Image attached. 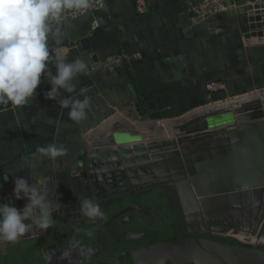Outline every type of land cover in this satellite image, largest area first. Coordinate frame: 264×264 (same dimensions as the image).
<instances>
[{
  "label": "crops",
  "instance_id": "1",
  "mask_svg": "<svg viewBox=\"0 0 264 264\" xmlns=\"http://www.w3.org/2000/svg\"><path fill=\"white\" fill-rule=\"evenodd\" d=\"M199 1L105 0V6L94 13L90 31L73 40L68 38L65 24L60 25L63 38L59 45L52 43L53 49L66 51L70 61L82 58L89 66L87 74H79L73 81L76 91L62 92V96H87L89 109L85 119L72 121L69 109L60 107L58 99L45 98L51 85L44 80L27 105L0 106V203H8L9 198L11 206L22 209L27 200L13 199V180L26 177L31 183L33 175L39 178L43 174L56 189L53 202L62 205L56 213L63 214L81 194L110 186L101 179V169L93 159L95 149L88 140L89 133L107 120L134 126L160 124L264 88V43H244L246 16L222 12L193 22L192 11ZM116 53H137L139 57L111 71L103 70L101 60ZM50 68L55 73L54 62ZM210 80L222 82L223 88L207 90L205 84ZM238 128L240 139L231 148L239 150L248 141L245 130L239 124ZM253 131L262 132L259 127ZM53 143L63 145L66 153L55 160H41L36 148ZM235 153L239 157L246 154ZM52 217L58 218L54 212ZM32 235L25 233L22 238Z\"/></svg>",
  "mask_w": 264,
  "mask_h": 264
},
{
  "label": "water",
  "instance_id": "2",
  "mask_svg": "<svg viewBox=\"0 0 264 264\" xmlns=\"http://www.w3.org/2000/svg\"><path fill=\"white\" fill-rule=\"evenodd\" d=\"M224 14L246 16L245 44L264 43V0L237 1ZM94 19V13H86L68 20V38L90 31ZM238 124L248 141L239 150L231 148L240 139ZM257 127L261 133L253 131ZM88 140L101 170L124 168L134 189L174 185L195 211L207 215L214 210L219 219L233 218L235 231L247 229L250 215L259 206L264 211V88L210 103L160 124L134 126L107 120L89 133ZM237 151L246 154L239 157ZM7 202L10 205L9 198ZM245 210L242 217L239 213ZM215 229L221 233L229 230L224 226ZM246 231L256 233L254 229ZM9 244L0 241L3 254ZM123 257L130 258L132 264H264V246L186 235L182 242L172 238L124 253L118 256L119 261Z\"/></svg>",
  "mask_w": 264,
  "mask_h": 264
},
{
  "label": "clouds",
  "instance_id": "3",
  "mask_svg": "<svg viewBox=\"0 0 264 264\" xmlns=\"http://www.w3.org/2000/svg\"><path fill=\"white\" fill-rule=\"evenodd\" d=\"M90 0H0V106L9 104L27 105L37 95L36 89L42 80L51 87L44 93L46 99L59 100L62 108L69 109L72 121L80 122L86 117L90 99L62 96V92L76 91L73 83L79 74H87L88 63L82 59L69 60L66 51L53 49L52 43L59 45L63 38L61 19L65 10L88 9ZM54 62L55 73L50 68ZM44 77H47L45 80ZM83 91V90H81ZM36 152L41 160H55L63 156V145L48 144L38 146ZM29 182L26 177L13 180L12 197L26 199L22 209L0 203V241L16 242L33 229L40 231L54 227L53 212H59L62 205L54 203L56 189H52L45 175ZM3 179L7 181L8 176ZM80 216L95 224L106 219L99 203L91 197L78 198ZM31 221V223H28ZM77 234L80 229H75ZM88 237L93 233L88 231ZM92 254L94 248L73 237L67 240V247L61 257L71 264L73 252Z\"/></svg>",
  "mask_w": 264,
  "mask_h": 264
},
{
  "label": "flooded vegetation",
  "instance_id": "4",
  "mask_svg": "<svg viewBox=\"0 0 264 264\" xmlns=\"http://www.w3.org/2000/svg\"><path fill=\"white\" fill-rule=\"evenodd\" d=\"M100 176L105 182H109L110 186L92 194H81L78 198L86 196L95 199L104 211L106 219L97 220L95 224L88 222L87 218L80 216L78 212L77 199L71 208H66L67 212H54L58 217L54 227L43 231L36 230V235L23 239L25 241L36 236L42 237L41 249L46 264H69L67 260L62 259L61 252L67 247L70 235L71 238H79L86 246L94 248L92 254L74 251L71 264H132L130 258L123 257L119 261L118 256L172 238L182 242L186 235L238 242L231 232L236 223L233 218L219 219L218 212L214 210L209 211L207 215L202 210L195 211L192 202L181 197L174 185L134 189L127 182L124 168L101 170ZM259 207L247 221V229H254L257 235L264 233V211ZM239 214L244 217L247 212L245 210ZM57 224H62L63 227L69 225L68 231L54 233ZM220 226L229 230L221 233L215 229ZM60 227L61 225L57 228ZM77 228L80 229L78 234L75 231ZM247 229L242 232L249 233ZM88 231L93 233L92 237L86 235ZM47 235L52 236L53 240L45 243Z\"/></svg>",
  "mask_w": 264,
  "mask_h": 264
},
{
  "label": "built area",
  "instance_id": "5",
  "mask_svg": "<svg viewBox=\"0 0 264 264\" xmlns=\"http://www.w3.org/2000/svg\"><path fill=\"white\" fill-rule=\"evenodd\" d=\"M105 6V0H90V7L88 9H71L65 10L62 15L61 24H65L68 20L77 18L86 13H95L96 11L102 9ZM235 6L234 0H200L192 11V21L199 22L205 18L222 13L229 8ZM139 54H129V53H116L111 54L101 60L99 66L106 71H111L116 67L123 64H130L134 59H137ZM205 87L210 91H218L223 88L222 82L218 80H210L206 82ZM239 243L250 244V245H260L264 246V233L259 235L244 233L242 231L232 232Z\"/></svg>",
  "mask_w": 264,
  "mask_h": 264
},
{
  "label": "trees",
  "instance_id": "6",
  "mask_svg": "<svg viewBox=\"0 0 264 264\" xmlns=\"http://www.w3.org/2000/svg\"><path fill=\"white\" fill-rule=\"evenodd\" d=\"M59 225L61 227L58 229ZM68 228L69 225L63 227L62 224H57L54 233L56 231H68ZM70 236L69 239H71ZM52 240V236H45V243ZM41 241L42 237L36 236L18 244L9 245L4 254L0 251V264H46L41 249Z\"/></svg>",
  "mask_w": 264,
  "mask_h": 264
},
{
  "label": "rangeland",
  "instance_id": "7",
  "mask_svg": "<svg viewBox=\"0 0 264 264\" xmlns=\"http://www.w3.org/2000/svg\"><path fill=\"white\" fill-rule=\"evenodd\" d=\"M228 99V98H227ZM37 230V229H36ZM36 230L34 231H30L29 233H27L28 235H34L36 233ZM235 230H231V232H234ZM240 231V230H239ZM243 231V230H242ZM22 238V237H21Z\"/></svg>",
  "mask_w": 264,
  "mask_h": 264
},
{
  "label": "bare ground",
  "instance_id": "8",
  "mask_svg": "<svg viewBox=\"0 0 264 264\" xmlns=\"http://www.w3.org/2000/svg\"><path fill=\"white\" fill-rule=\"evenodd\" d=\"M121 119V118H120Z\"/></svg>",
  "mask_w": 264,
  "mask_h": 264
}]
</instances>
